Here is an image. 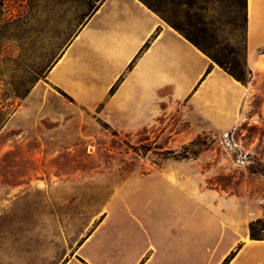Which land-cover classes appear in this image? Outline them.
<instances>
[{"label": "crops", "instance_id": "1", "mask_svg": "<svg viewBox=\"0 0 264 264\" xmlns=\"http://www.w3.org/2000/svg\"><path fill=\"white\" fill-rule=\"evenodd\" d=\"M248 1L252 80L244 85L140 0H65L75 28L42 81L77 106L59 126L85 130L94 115L129 138L172 130V142L182 147L201 132L237 129L264 74V0H252L254 16ZM195 162L166 160L130 179L62 255L49 235L41 246L39 200L23 198L20 184L10 193L1 188L0 264H223L232 252L235 264L254 244L246 212L233 197L202 185ZM54 224L47 219L48 229Z\"/></svg>", "mask_w": 264, "mask_h": 264}, {"label": "rangeland", "instance_id": "2", "mask_svg": "<svg viewBox=\"0 0 264 264\" xmlns=\"http://www.w3.org/2000/svg\"><path fill=\"white\" fill-rule=\"evenodd\" d=\"M146 1L163 22L190 34L208 55L251 82L243 0ZM65 3L0 0V189L10 193L20 184L23 198L39 200L41 246L49 235L56 253L73 250L96 213L130 179L188 157L196 161L202 185L233 197L246 212L244 225L254 244L235 264H264V74L247 120L228 133L201 132L187 147L172 142V130L129 138L97 124L94 115L85 130L61 128L77 106L42 81L75 28L71 4ZM60 172L67 175L61 178ZM48 218L55 220L49 229ZM251 224L258 239L251 238Z\"/></svg>", "mask_w": 264, "mask_h": 264}, {"label": "trees", "instance_id": "3", "mask_svg": "<svg viewBox=\"0 0 264 264\" xmlns=\"http://www.w3.org/2000/svg\"><path fill=\"white\" fill-rule=\"evenodd\" d=\"M141 2H143L149 9H151L153 12H155L152 8L151 5H149V3L146 0H140ZM243 4H244V8H245V40H246V48H247V21H248V13H247V0H243ZM156 13V12H155ZM170 27H172L174 30H176L178 33H180L182 36H184L188 41H190L193 45H195L201 52H203L206 56L212 58L216 63H218V65L220 66V68H222L225 72H227L230 76H232L235 80H237L238 82L247 85L249 81H246L245 78L243 77V72H237V71H233L230 69H226L224 67V63L221 62L219 59L208 55L206 53V51H204L202 49V47L200 46V44L198 43V41H196L190 34L185 33L182 31V29H179V27H177L176 25H174L173 23H170ZM250 74L251 71L249 70ZM194 141L191 143L193 145ZM187 147V146H185ZM175 159H188V157H183V158H175ZM250 230H251V238L252 239H258V236L255 235V233L253 232V224L250 225ZM235 256V252H232V254L230 256H228L225 261L223 262V264H228Z\"/></svg>", "mask_w": 264, "mask_h": 264}, {"label": "bare ground", "instance_id": "4", "mask_svg": "<svg viewBox=\"0 0 264 264\" xmlns=\"http://www.w3.org/2000/svg\"><path fill=\"white\" fill-rule=\"evenodd\" d=\"M253 2H252V0H249L248 1V8H249V11H250V15L251 16H254V14H253ZM251 218H253V219H256L257 218V216H256V214L255 213H250V214H248Z\"/></svg>", "mask_w": 264, "mask_h": 264}, {"label": "built area", "instance_id": "5", "mask_svg": "<svg viewBox=\"0 0 264 264\" xmlns=\"http://www.w3.org/2000/svg\"><path fill=\"white\" fill-rule=\"evenodd\" d=\"M258 218V217H257ZM257 218L256 219H254V220H257ZM263 223H264V217H263Z\"/></svg>", "mask_w": 264, "mask_h": 264}]
</instances>
